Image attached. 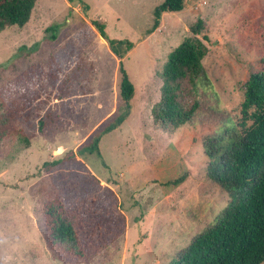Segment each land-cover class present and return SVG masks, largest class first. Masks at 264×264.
Wrapping results in <instances>:
<instances>
[{"label":"rangeland","instance_id":"obj_1","mask_svg":"<svg viewBox=\"0 0 264 264\" xmlns=\"http://www.w3.org/2000/svg\"><path fill=\"white\" fill-rule=\"evenodd\" d=\"M162 1L35 0L25 25L0 31V264H63L45 244L43 218L62 189L42 164L67 153L113 190L125 221L121 236L80 264H169L229 203L208 174L203 141L239 119L243 85L264 69V0H183L148 33ZM198 18L208 47L189 97L198 108L173 127L156 116L162 70ZM94 21L107 39L134 44L122 59L129 107L118 94L119 59ZM118 115L123 122L102 133ZM97 135V151H80Z\"/></svg>","mask_w":264,"mask_h":264},{"label":"trees","instance_id":"obj_2","mask_svg":"<svg viewBox=\"0 0 264 264\" xmlns=\"http://www.w3.org/2000/svg\"><path fill=\"white\" fill-rule=\"evenodd\" d=\"M34 4L35 0H0V31L9 25H25ZM182 8L183 0H163L156 5L148 33L159 26L163 13ZM93 25L119 59L118 94L125 107H129L134 86L122 59L134 44L128 39H107L104 25L97 21ZM48 30L52 31L51 39H55L58 25H51ZM203 30L204 21L198 18L190 27L191 34L170 51L163 66L156 116L173 127L190 122L198 108L197 100L189 97L196 93V76L208 51L204 43L206 35L200 37ZM2 107L0 99V110ZM239 113L236 122L226 119L228 125L217 138L203 141L204 154L210 160L208 174L227 190L231 199L211 226L195 236L186 250L169 264L264 262V69L249 73L243 85ZM123 120L118 115L102 133L116 128ZM100 135L80 151L84 148L95 151ZM42 167L51 175L54 185L62 189L43 206L45 244L63 264L87 262L125 230L117 197L72 153L45 161Z\"/></svg>","mask_w":264,"mask_h":264}]
</instances>
